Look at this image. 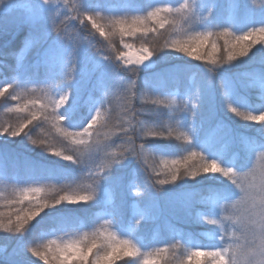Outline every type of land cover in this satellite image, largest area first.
Wrapping results in <instances>:
<instances>
[{
	"label": "snow or ice",
	"instance_id": "snow-or-ice-1",
	"mask_svg": "<svg viewBox=\"0 0 264 264\" xmlns=\"http://www.w3.org/2000/svg\"><path fill=\"white\" fill-rule=\"evenodd\" d=\"M54 2L42 0L49 6L46 15L30 10L24 17L31 29L25 37V47L13 54L14 74L0 80V102L6 105L15 102L4 111L13 114L16 122L0 123V137L21 138L26 150L39 149L57 161L69 162L81 173L87 172L86 180L90 182L60 184L59 180L68 176L65 169L45 166L42 161L25 157L22 167L28 186L14 189V198L7 202L13 207L0 211V232L19 236L23 252L35 258L32 264L36 261L39 264H192L194 258L199 259V264H217L220 258H224L225 264H241L240 238L235 233V242L227 248L195 243L190 235L182 232L174 234L169 241L152 242L163 246H145L141 243L142 237L136 235L141 221L149 217L143 211L134 214V221L126 225L129 228L126 235L110 230L115 228V221L123 222L124 211L114 191L106 199L102 198V181L108 179V169L129 160L136 162L148 188L157 193L164 190L161 186L175 185L185 178L223 177L244 193L241 199L233 200L229 194L208 191L189 192L179 201L189 211L196 204L211 209V215L217 218L197 210L193 219L219 225L213 237L223 240L221 218H229L226 214L222 216L224 210L246 209L250 193L264 191V23L237 32L233 23L222 24L215 19L216 6L211 0H183L182 3L160 0L147 8L137 6L134 0L123 6L97 4L94 7L86 6V0L73 4L63 0L64 11L51 8ZM256 4L257 0H251L252 6ZM242 11L239 0H231L226 14L235 21ZM53 12L48 25L49 14ZM77 24L81 27L77 28ZM83 30L89 33L94 30V34L103 37L107 51L92 45L88 36L82 34ZM115 36L119 37L120 47L113 43ZM126 37H139L142 43L135 47ZM90 47L95 51L90 52ZM32 48H40V53L35 65L29 66L25 64L26 51ZM171 53L205 62L202 87L195 91L188 89L183 95L178 89L168 92L167 84L177 81L181 74L175 67L153 71L142 86L133 78L153 67L155 57ZM245 59L251 60L254 66L236 74L220 71L224 65H235ZM34 69L36 72L42 69L44 80L55 85L54 95L43 90L45 94L40 96L36 94V87H28L37 83ZM124 73L132 76L126 79ZM91 76H95L94 91L102 95L89 93L82 105L81 84ZM242 76H246L243 86L258 93V102L241 92ZM215 80L222 89V106L246 125L258 126L255 135H235L223 120L216 121L210 135H201L197 124L201 118L198 105L206 102L209 92H214L211 85ZM109 88L118 90L123 102V116L118 123L112 122L105 107ZM149 99L153 105L162 106L157 117L168 123L148 126L146 131L141 129L137 147L136 139L130 134V129L136 131L132 121H139L140 116L135 104ZM44 125L48 126L47 131ZM36 128H41L44 135L34 137ZM117 132L122 134L118 139L126 138L125 143L122 150L109 151L115 142L108 141ZM53 133L58 143L51 142ZM198 136L203 138V149L207 152L201 148L195 150L194 140ZM173 138L186 143L187 155L177 156L174 145L162 146L158 142ZM234 143L247 156V171L236 161ZM101 154L104 162L94 164ZM157 158L159 165L153 166ZM16 159L0 151V177L8 176L9 165ZM53 180L57 183H45ZM129 189L135 190L137 196L141 194L134 181H130ZM90 205L95 208L86 207ZM82 208H87L89 217L79 214ZM51 210H56V215L49 216ZM89 220L103 223L91 233L84 231L74 238L48 239L69 228L86 227Z\"/></svg>",
	"mask_w": 264,
	"mask_h": 264
},
{
	"label": "trees",
	"instance_id": "trees-1",
	"mask_svg": "<svg viewBox=\"0 0 264 264\" xmlns=\"http://www.w3.org/2000/svg\"><path fill=\"white\" fill-rule=\"evenodd\" d=\"M59 6L65 5L63 0H58ZM246 0H239L241 4H243ZM37 0H31V4L28 9L26 8H14L12 10L8 9L5 12H1L2 4H0V80L7 79L11 77L13 73V68L16 65V60L14 57V53L19 51L22 47H25V37L30 32V27L24 22V17L26 13L30 10H37L36 3ZM80 0H69L70 4L79 3ZM130 0H86V6L94 7L97 4L101 6H109V5H117L123 6L128 4ZM160 0H134V3L142 8H147L148 5H155L159 3ZM173 3H177V0H171ZM180 3L183 0H179ZM216 6L217 16L215 19L222 23H235V21H244L241 18L232 21L226 14L229 10V5L231 0H211ZM260 3V0H257ZM178 6V4H177ZM47 12H43L41 14L46 15ZM245 15V19L249 20L251 26H255L256 24L264 23V6L261 9L257 8H245L243 12ZM50 15V14H49ZM243 19V18H242ZM187 27V26H185ZM219 30V29H216ZM113 43L116 44L117 47H120L119 37L115 36L112 38ZM92 45H95L96 48H101L103 51H107V42L105 40H99V38L89 39ZM127 42L134 44L135 47H139L142 43L139 37H126ZM162 42V41H161ZM222 43V41H221ZM90 52H94L95 48L90 47ZM40 53V48H32L31 51H26L27 60L25 61L26 65L33 66L38 60ZM185 57V58H182ZM188 57L179 53H171L168 56L155 57L156 64L144 71H141L138 77H133L137 79L138 83L142 86L145 78H150L153 71L159 70H167L170 68H177L181 71V74L178 77L177 81H170L166 90L168 92L172 90H179L180 94L191 89L195 91L197 88L202 87L204 85V80L206 77V73L204 70L205 62L196 61L191 59L187 62ZM11 59L12 61H9ZM253 62L249 59H245L243 61L237 62L235 65H224L220 70L222 73L226 74H236L240 72H244L245 69L252 67ZM34 79L37 81L35 84H30L28 87H36L38 89L37 95L43 96L45 92L43 90H47L50 95H54L56 92L55 85L44 80L43 78V70L35 71ZM124 77L127 79L132 76L131 73H124ZM241 79H246V76H242ZM95 85V76H91L88 79L82 81L81 84V104L84 105L88 100L89 93H93L94 95H102L100 93H96L94 91ZM212 88L214 92H209L206 98V105L218 104L219 99L222 95V89L220 88V84L218 80L212 82ZM241 90V88H240ZM242 93L247 95L245 90H241ZM248 96V95H247ZM143 99V97H141ZM155 98V97H153ZM11 103H15L14 101L9 102V104H3L0 102V123H15L16 118L13 114L6 113L4 108L10 106ZM122 99L120 98V92L116 89L109 88L108 91V100L105 103V107L109 110L110 116L113 123H118L123 116L121 111L122 107ZM135 108L137 113L140 114L139 121L133 120L132 124L135 127L136 131L132 132L130 129V134L133 135V138L136 139L137 147L140 144L139 135L141 134V129L147 130L148 126L157 127L161 124L168 123L166 119H158L157 111L162 108L159 105H153L150 102H137L135 104ZM211 120L204 119L202 121L201 133H211V129L208 127L212 124H215L217 120L226 121L227 124L232 128L235 135L246 134L247 132L243 128H238L239 126L235 125V121L231 118L223 117L221 114L213 113ZM182 116V115H181ZM143 121V123H141ZM211 122V123H209ZM127 126V125H125ZM236 126V127H235ZM45 131H47L48 126L44 125ZM238 130V131H237ZM106 131V130H105ZM250 135H255L253 132ZM34 137L44 135V132L41 131V128H36L32 133ZM246 134V135H249ZM118 136H122L119 132L116 135L112 136L108 143H112L109 151L115 149L116 151L122 150V146L125 143L126 138H117ZM103 139V137H101ZM51 142L58 143V140L55 138V133L52 134ZM162 146H167V144L174 145V151L177 156L187 155V152L184 150L186 144L184 141H177L174 138L171 140H162L158 141ZM236 145L239 146L238 143ZM201 147H197L195 150L200 151ZM206 152L207 149H203ZM0 151L7 152L17 159L9 165V172L7 177H0V211H9L10 206L8 205V200L13 199L15 196L14 189L23 188L28 185L27 182V174L22 167V161L25 157L42 161L45 166L55 167L58 169H65V174L68 175L66 178L60 179V184H72L73 182H90L86 180L85 175L81 173L74 165H71L69 162L65 161H57L55 158L49 157L48 153H41L39 149L28 151L23 147V141L21 138L16 139H7L5 137H0ZM104 162L103 154L101 157L93 161L94 164H102ZM150 163H152L150 161ZM159 165V158L156 159L153 166ZM242 166V165H241ZM110 171L108 179L102 181V193L101 196L105 199L110 192H115L116 198L119 201L123 211L124 216H126L128 206L130 202L133 200L128 196L129 184L130 181H134L140 190V195L136 196L134 201H136L138 207L143 209L144 211L149 212L150 218L153 219V225H157V227H174V232L179 231V229H183L187 235H191L193 241H199L198 237L191 232V234L186 233L190 230L191 226H186L185 218L190 221L193 219L194 212L200 207V204L194 205L191 211L182 207L179 201L189 192H208V191H218L227 194L231 187L229 186L228 181L223 177H218L217 179H208V178H197L195 180H191L185 178L182 181H179L175 185H164L161 186L164 189L162 192H155L148 188L147 183L144 180L143 172L139 170V166L136 164L134 160H129L122 165L116 166L113 169H108ZM149 173L151 174L150 170ZM153 178H154V174ZM45 183H57V181H45ZM107 192V193H106ZM160 201V204L157 203ZM27 202H25L26 204ZM79 207V206H69ZM90 208H95V205L86 206ZM80 215L87 218L90 216V212L87 208L80 209ZM49 216L56 215V210H51L48 213ZM184 218V219H183ZM40 218H38L39 220ZM157 219L161 221L160 225L157 223ZM156 222V223H155ZM37 222L34 221L35 225ZM92 223V221L87 222L88 227ZM79 228H69L66 232H75L78 231ZM38 231V229H37ZM19 236H11L10 234L0 232V264H17L11 260L8 252L12 251L16 256H24L28 257L29 255L24 253L21 248V243ZM39 242V241H37Z\"/></svg>",
	"mask_w": 264,
	"mask_h": 264
},
{
	"label": "rangeland",
	"instance_id": "rangeland-1",
	"mask_svg": "<svg viewBox=\"0 0 264 264\" xmlns=\"http://www.w3.org/2000/svg\"><path fill=\"white\" fill-rule=\"evenodd\" d=\"M37 1H38L36 3L37 11H39L40 13L47 12L49 6L44 5L42 3V0H37ZM5 4L6 5L2 4L3 8L1 9V12H5L8 9L12 10L14 8H25V9L27 8L28 9L29 5L31 4V0H5ZM259 4L260 3L257 2V4L255 6H252L251 0H246L243 4H241L243 11H242V15L240 16V18H241V20H244V21H242V22L241 21H235V23L233 25L235 31H237V32L243 31V30H246L248 27L251 26L249 20L245 19V15L243 14V12L245 11V8H247V7L261 9L264 6V5L259 6ZM50 7L53 8L55 11H64L65 10V8L63 6L62 7L59 6L58 0H55V2L50 5ZM54 14H55V12L50 13L49 18L47 20L48 25L51 24V17ZM76 27L80 28L81 26L79 24H77ZM89 28H90V25H89ZM82 34L87 35L89 39H93V38L98 37L99 40H104V38L100 37L98 33L94 34V30H93V33H89L87 30H83ZM53 35H54V33H53ZM182 58H185V57H182ZM27 59L28 58L26 56L25 61ZM8 60L12 61L11 59H8ZM186 60L188 62L191 60V58L188 57ZM245 80L246 79H241V86H240L241 90H245L247 92L248 97L252 101L258 102V100H259L258 93L253 88L243 86V82ZM174 91L175 90H172L170 92H174ZM221 101H222V95L219 99L218 104L206 105L205 103H203L202 105H198L201 109V118L197 122L198 127L200 129H201L202 121L204 119L211 120V117L213 116L212 114L217 113L218 115L221 114L223 117L225 116L227 118H231L233 121H235V125L239 126L238 128H243L247 132L246 134H249L248 132H250V133L253 132L254 134H256L255 133V127H258V126L246 125L242 121L241 118L235 117L234 114L226 111V109L222 106ZM173 107H175V106H173ZM180 115H183V114L181 113ZM209 123H211V122H209ZM214 125L215 124L211 123V126H209L208 129L212 130ZM201 135L202 136H208V135H210V133L209 134L201 133ZM194 144L196 147L202 148L203 147V138L198 136L194 140ZM232 150H233V153L236 154V161L240 165L241 169L243 171H247L249 164H248V159H247V156L245 155V153H243L241 151L240 146L236 145V143L233 144ZM222 162H227V161H222ZM83 175L87 176V172H84ZM228 183H229V186L231 187V190H229L227 194L231 195L233 200L239 199V196H240L239 190L237 188H235V186L232 185L229 181H228ZM27 186H25V187H27ZM128 196L133 201L130 202V204L128 206L127 213H126V216H124L123 222H121L120 220L115 221V228L110 229V230L116 231L118 234H119V232L122 234H125V235L128 233L129 228L126 227V225H130V223L134 221V214L138 215L142 211L147 212V211H144L143 209H141L140 207H138L136 201H134V199L137 196L135 190H133V192H131L129 189L128 190ZM157 203L160 204V201H157ZM197 210H199L205 214H210V218H217L215 215H211V209L204 208L202 205H200V207ZM216 211H219V209H216ZM147 213H149V212H147ZM152 221H153V219L150 218V214H149V217L147 219L141 221V226L138 228L137 233H136V235L138 237H142L141 243L145 246H147L149 244H152V246H163L162 243L161 244H154L152 242H154V241H169V240H171V238L174 234L181 233L182 231L184 232L183 229H179V231L174 232L173 231L174 227H169V229H168V227H165V226H162V227L161 226L157 227V225L154 226ZM102 223H103L102 220H100L99 222L92 221V223H90V225L88 227L79 228L78 231H75L72 233L66 232V231L65 232H57L55 236H49L48 239L62 238L63 240H67L70 238H74L77 234H82L84 231L91 233L92 231L95 230L96 227H98L99 224H102ZM157 223L160 225L161 221L157 219ZM183 224L186 226L192 227L186 233L190 232L188 234H191V232H193L198 237L199 241L194 240L195 243L202 244L205 246H210V247L218 244L217 239H215L213 237L214 230L216 229V226L209 225L203 220H200L197 222L194 219H192V220L188 221L186 218H185V223H183ZM181 243L183 244L184 241L182 240ZM8 254L11 257V260L14 262H17V264H32V261L35 259V258H31L30 256H28V257L27 256L26 257L16 256L15 253H13L12 251H9ZM35 264H39V261H36Z\"/></svg>",
	"mask_w": 264,
	"mask_h": 264
},
{
	"label": "clouds",
	"instance_id": "clouds-1",
	"mask_svg": "<svg viewBox=\"0 0 264 264\" xmlns=\"http://www.w3.org/2000/svg\"><path fill=\"white\" fill-rule=\"evenodd\" d=\"M0 4L6 5L5 0H0ZM261 5H264V0H260L259 6ZM238 190L241 199L244 193ZM224 214L229 218L226 220L221 218L224 239L217 237L218 244L227 248L229 244L235 242L233 240L235 233L240 238L241 264H264V191L251 192L246 209L226 208L222 216ZM228 258L231 259V256ZM192 264H199V259L194 258ZM217 264H225L224 258H220Z\"/></svg>",
	"mask_w": 264,
	"mask_h": 264
}]
</instances>
